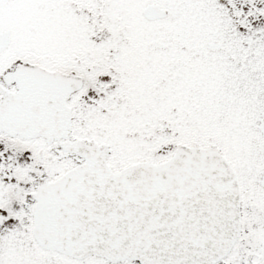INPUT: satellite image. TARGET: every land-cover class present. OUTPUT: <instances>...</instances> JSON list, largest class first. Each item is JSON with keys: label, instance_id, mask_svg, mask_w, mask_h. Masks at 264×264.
I'll use <instances>...</instances> for the list:
<instances>
[{"label": "snow or ice", "instance_id": "obj_1", "mask_svg": "<svg viewBox=\"0 0 264 264\" xmlns=\"http://www.w3.org/2000/svg\"><path fill=\"white\" fill-rule=\"evenodd\" d=\"M0 264H264V0H0Z\"/></svg>", "mask_w": 264, "mask_h": 264}]
</instances>
